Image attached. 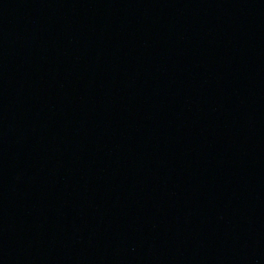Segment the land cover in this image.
<instances>
[{
  "label": "water",
  "instance_id": "1",
  "mask_svg": "<svg viewBox=\"0 0 264 264\" xmlns=\"http://www.w3.org/2000/svg\"><path fill=\"white\" fill-rule=\"evenodd\" d=\"M0 264H264V0H0Z\"/></svg>",
  "mask_w": 264,
  "mask_h": 264
}]
</instances>
